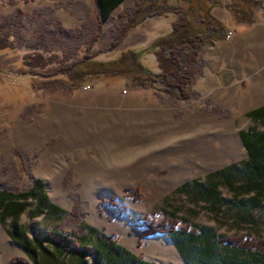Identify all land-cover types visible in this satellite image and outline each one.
<instances>
[{
  "label": "rangeland",
  "instance_id": "1",
  "mask_svg": "<svg viewBox=\"0 0 264 264\" xmlns=\"http://www.w3.org/2000/svg\"><path fill=\"white\" fill-rule=\"evenodd\" d=\"M135 2L122 4L120 13H129ZM93 5L0 0V35L11 43L0 51V264H99L60 243L67 234H85V225L131 252L169 260L167 233L140 238L141 215L190 231L247 230L249 222L235 219L240 203L264 198L241 169L248 157L238 137L251 127L264 131L262 121L246 114L260 104H202L142 88L136 104H114L134 89L112 78L78 87L81 97L99 101L77 104L81 97L43 87L47 77L25 72L20 58L30 52L55 56L40 73L79 60L102 29L96 30ZM120 13L106 34H119L127 21ZM63 15L80 26L64 28L58 20ZM113 19L105 24L116 25ZM106 55L99 51L94 59L106 61ZM141 62L157 71L154 55ZM229 165L234 172L221 173ZM53 230L56 239L48 235Z\"/></svg>",
  "mask_w": 264,
  "mask_h": 264
},
{
  "label": "trees",
  "instance_id": "2",
  "mask_svg": "<svg viewBox=\"0 0 264 264\" xmlns=\"http://www.w3.org/2000/svg\"><path fill=\"white\" fill-rule=\"evenodd\" d=\"M94 1L98 13L96 30L100 31L103 22L110 17L111 9L119 6L123 0ZM227 2L223 4L220 0H136L135 7L129 13H120V18L126 17L127 21L121 24L119 34L112 36L108 49L118 45L130 27L149 17L172 14L174 20L170 23L171 30L161 37L154 38L145 48L125 49L115 58L106 61L97 60L94 59L95 53L89 52V47L97 40L96 32L92 35L91 44L86 48L88 51L79 60L59 64L50 74L40 73V70L55 63V56L49 57L35 51L26 53L20 61L26 69L25 72L47 77L41 83L48 89L76 91L87 82L91 83L99 78H112L124 81L129 90L150 89L155 94L162 93L169 98L185 101L191 97L192 78L200 70L199 52L202 47L212 44L213 40L222 39L227 33L225 24L210 13L211 9L223 5L232 20L242 25L254 23V15L264 7V0H227ZM10 44L8 35H0V51L11 49ZM149 55H154L157 71L142 65L141 59L144 60ZM263 113L262 106L248 112L251 118L259 121H263ZM239 135L248 157V160L243 161L241 169L246 173L250 187L256 188L259 194L264 195V131L251 127L240 131ZM229 171H233L232 165L223 168L221 173ZM256 197H251L248 202ZM101 202L109 203L111 206L119 204L115 199L110 198H104ZM140 220L144 227L140 238L167 233L176 249L185 257L188 246H192L197 240L201 242L204 237L203 228L199 231H190L181 226L177 228L176 222L169 219L156 220L147 214L141 215ZM85 228V234L56 237L61 240V244L79 249L81 254L93 255L94 260L99 261L98 257H101L106 264H116L118 256L110 250L113 245L117 249L120 245L113 244L103 233L96 235L93 227L85 225ZM48 235L55 238L56 231H49ZM229 241L243 246L250 244V241H243L242 238L229 239ZM141 243L139 241L138 245Z\"/></svg>",
  "mask_w": 264,
  "mask_h": 264
},
{
  "label": "crops",
  "instance_id": "3",
  "mask_svg": "<svg viewBox=\"0 0 264 264\" xmlns=\"http://www.w3.org/2000/svg\"><path fill=\"white\" fill-rule=\"evenodd\" d=\"M91 1L94 4L93 10H95L98 17L95 1ZM220 1L223 4L228 3L227 0ZM133 2L134 0H123L119 6L111 9L110 17H114L113 20L116 21V25L112 22L106 25V21L103 22L101 32L98 35L99 38L91 47V53L99 51L104 53L106 51V59H112L117 57L121 50L145 48L154 38L161 37L171 30L170 23L174 20L172 14L149 17L133 26V28H129L123 35L119 45L108 50L112 35L106 34V27L110 29L109 27L117 26L118 21L115 16L120 13V6L123 4L122 7H130L129 5ZM227 12L223 5L211 9L210 13L225 24L227 31L232 30V35L227 40L218 39L213 44L202 47L199 52L200 70L192 78L190 98H194L197 103L203 102L204 104L207 103L206 101L222 105L260 104L246 111L248 118L253 120L248 112L250 113L252 109L260 106L264 107V7L256 12L254 15L255 21L251 24L239 25L234 23L235 21ZM62 17L63 19L59 18L58 20L64 28L79 27L81 24L77 20L74 21L64 15ZM226 70L231 72V78L228 84L223 85L220 81L221 73L226 72ZM138 90L141 89L132 90L133 94L130 96L123 98L119 96L112 103L117 104L122 100L128 105L136 104L134 99L139 95L136 92ZM71 92L74 98L81 97L78 91L73 90ZM98 101V98L93 99L91 97L88 99L84 95L80 100H77V104L90 105L97 104ZM240 131L238 137L244 149L243 140L239 135ZM240 204H242L243 209L236 212L235 219L237 222H249L251 229L219 232L212 227H206L203 229L204 237L201 242L197 240L192 246H188L186 257L176 249L175 244L170 240L169 234L167 241L170 243V247L163 248L164 250H170L171 259L169 260H163L161 257L151 258V255H140L135 253V250L131 252L122 243L118 244L120 245L119 249L113 245L110 252L112 251L118 256L116 264H264V228L262 227L264 222V198L256 197L248 203L241 202ZM160 234L163 233L146 237L152 239L160 236ZM234 238H242L243 241L248 240L250 244L243 246L228 242L229 239ZM171 247L175 249V254L172 253ZM98 258L99 264H106L101 257Z\"/></svg>",
  "mask_w": 264,
  "mask_h": 264
},
{
  "label": "water",
  "instance_id": "4",
  "mask_svg": "<svg viewBox=\"0 0 264 264\" xmlns=\"http://www.w3.org/2000/svg\"><path fill=\"white\" fill-rule=\"evenodd\" d=\"M230 78H231V72L226 70V72L221 73L220 81H222L223 85H226L229 83L228 81L230 80Z\"/></svg>",
  "mask_w": 264,
  "mask_h": 264
},
{
  "label": "built area",
  "instance_id": "5",
  "mask_svg": "<svg viewBox=\"0 0 264 264\" xmlns=\"http://www.w3.org/2000/svg\"><path fill=\"white\" fill-rule=\"evenodd\" d=\"M231 35V31H228L225 35V39H228ZM88 86H84L83 89H87Z\"/></svg>",
  "mask_w": 264,
  "mask_h": 264
}]
</instances>
